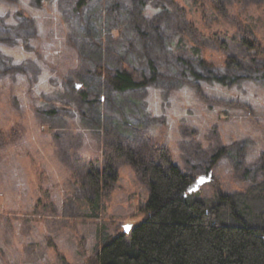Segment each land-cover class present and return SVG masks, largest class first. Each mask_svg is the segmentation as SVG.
Wrapping results in <instances>:
<instances>
[{
    "label": "rangeland",
    "instance_id": "obj_1",
    "mask_svg": "<svg viewBox=\"0 0 264 264\" xmlns=\"http://www.w3.org/2000/svg\"><path fill=\"white\" fill-rule=\"evenodd\" d=\"M178 1L190 19L195 0ZM223 1L234 0H215L219 6ZM58 2L39 6L34 0H0V21L5 22L0 34L12 38V43L0 42V52L25 67L23 73L0 77V264H88L100 235L121 234L125 226L131 230L143 221L149 186L125 161L118 164V178L100 216L90 220L61 215L87 162L102 160L104 141H115L116 134L135 140L140 135L136 128L147 131L181 169L201 175L202 183L196 182L194 189L201 186L202 195L245 190L262 178L264 78L242 77L230 86L206 82L181 72L177 53L160 50L153 84L111 96L105 118L109 115L113 123L104 132L97 125L103 104L82 103L74 92L85 83L91 94L99 87L92 75L96 58L90 51L78 57L72 45L74 21L64 17ZM146 2L153 30L173 37L182 33L187 20L174 9L173 0ZM204 13L203 23H213L210 11ZM242 15L249 23L264 24L261 9ZM3 24L12 29L2 32ZM118 37H107L109 63L118 66L130 59L140 65L137 44ZM233 39L220 35V41L228 42L226 54L247 64L248 49ZM199 40L208 47L207 57L213 52L216 61L223 60L210 39ZM53 105L59 106L55 116L50 113ZM122 117L127 124H121ZM223 145L230 146L228 155L207 173L204 167Z\"/></svg>",
    "mask_w": 264,
    "mask_h": 264
},
{
    "label": "trees",
    "instance_id": "obj_2",
    "mask_svg": "<svg viewBox=\"0 0 264 264\" xmlns=\"http://www.w3.org/2000/svg\"><path fill=\"white\" fill-rule=\"evenodd\" d=\"M52 1L34 0L39 6ZM173 4L187 20L182 33L176 37L153 30L146 0H59L64 17L74 21V28H70L75 32L72 45L78 57L82 59L83 51H90L96 58L92 75L98 79L99 87L91 94L85 83L74 92L82 103L103 104L97 125L104 132L107 124L113 123L109 115L105 118V109L113 103L111 96L143 90L153 84L158 75L160 50L177 53L176 59L183 66L181 72H189L206 82L230 86L242 77L264 78V42L260 36V27L264 28V24L249 23L242 15L251 8L264 13V0L223 1L221 6L215 0H195L190 19L185 5L178 0H173ZM204 11H210L213 23H203L206 21ZM2 26V32L5 28L12 29L9 24ZM115 33L119 40L137 44L140 65L136 66L130 59L127 63L122 59L118 66L109 63L107 37ZM220 35L237 37L236 41L248 49L245 60L249 62L245 64L236 56L226 54L228 42L220 41ZM199 37L210 39L222 53L223 60L216 61L213 52L207 57L204 50L208 47ZM11 40L0 34V42ZM250 51L253 53L249 54ZM24 68L0 52V77L23 73ZM53 106L50 113L55 116L59 106ZM126 122L122 117L121 124ZM136 131H140V135L135 140L116 134L115 141H104L102 160L87 162L75 195L63 205L61 215L65 219L93 220L100 216L104 199L118 178L120 161L132 165L149 186V199L141 209L143 221L128 233L100 235L88 264H264V164L262 178L245 190L202 195L201 186L194 189L201 175L181 169L166 147H157L144 129L136 128ZM229 150V145H223L204 167L205 171L213 172Z\"/></svg>",
    "mask_w": 264,
    "mask_h": 264
},
{
    "label": "water",
    "instance_id": "obj_3",
    "mask_svg": "<svg viewBox=\"0 0 264 264\" xmlns=\"http://www.w3.org/2000/svg\"><path fill=\"white\" fill-rule=\"evenodd\" d=\"M201 183H202V182L199 181V184H201ZM199 184H198V185H199ZM129 228H130L129 226H125V228H124V232H125V233L128 232V231H129Z\"/></svg>",
    "mask_w": 264,
    "mask_h": 264
}]
</instances>
